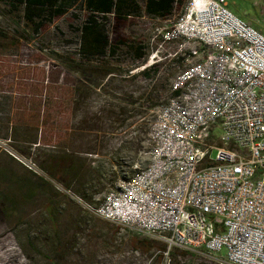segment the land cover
<instances>
[{
    "label": "rangeland",
    "instance_id": "1",
    "mask_svg": "<svg viewBox=\"0 0 264 264\" xmlns=\"http://www.w3.org/2000/svg\"><path fill=\"white\" fill-rule=\"evenodd\" d=\"M131 1L135 11L94 15L113 52L115 47L113 55L106 51L102 57L81 53L80 28L93 15L84 0L44 22L37 33L23 7L13 11L0 3V264L166 263L162 245L144 251L135 241L145 238L83 208L146 170L149 125L183 70L181 59L173 58L181 44L164 46L152 62L149 57L159 49L156 32L177 20L189 0H175L167 19L149 17L147 0ZM225 2L264 35V0ZM133 43L142 48L141 60L128 49ZM80 62L99 67L100 75L86 70L81 80L70 69ZM145 69L151 71L140 75ZM47 155L81 167L85 180L99 178L100 190L84 198L75 179L69 187L52 179L38 165ZM168 262L213 264L201 254L177 250Z\"/></svg>",
    "mask_w": 264,
    "mask_h": 264
},
{
    "label": "built area",
    "instance_id": "2",
    "mask_svg": "<svg viewBox=\"0 0 264 264\" xmlns=\"http://www.w3.org/2000/svg\"><path fill=\"white\" fill-rule=\"evenodd\" d=\"M154 39L149 61L181 44L183 70L149 125L146 170L83 208L162 245L165 264L174 250L264 264V35L225 0H189Z\"/></svg>",
    "mask_w": 264,
    "mask_h": 264
},
{
    "label": "trees",
    "instance_id": "3",
    "mask_svg": "<svg viewBox=\"0 0 264 264\" xmlns=\"http://www.w3.org/2000/svg\"><path fill=\"white\" fill-rule=\"evenodd\" d=\"M77 0H0L1 4L8 6L11 10L15 11L23 7L25 12V19L33 27L34 32H38L42 27L44 22H49L53 17L59 16L67 8L71 7ZM176 3L175 0H147L145 5V12L151 18L156 19H167L171 17L173 12V5ZM83 5L85 8L93 15H91L86 21L81 25V53L91 56L102 57L109 51L108 54H114L113 47L109 45L107 38L104 36L101 27L96 24L94 15L107 16L111 14H119L122 11H135L137 9L136 5L131 0H84ZM36 20V21H34ZM107 47L109 49H107ZM132 51L138 60H141L144 56L140 52L142 49L140 46L134 43L128 47ZM83 61L85 59H82ZM82 62V61H81ZM72 64L71 71L75 74L82 76L81 80H86L85 78L86 70L92 73V75L99 76L97 68H92L83 65L82 63ZM154 68V67H153ZM150 69H145L140 72V75L147 76ZM107 73V72H106ZM105 73V74H106ZM108 75L112 74L110 71ZM77 102V100H75ZM36 138L33 139L29 144H35ZM64 158L55 155H47L45 161L40 162L39 167L47 173L52 179H58L61 183L70 186L69 182L74 181L77 186L81 187L76 192L79 195L86 197V192L90 193V196L96 194L99 189V178H90L85 180V174L82 172L81 167L76 166L74 163H63ZM83 169V167H82ZM68 171V173L66 172ZM67 176V180L64 179V175ZM91 175H89L90 177ZM136 181V180H135ZM69 183V184H68ZM136 245L142 248L144 251H149L157 243L142 239L141 241H135ZM164 251L163 249H160Z\"/></svg>",
    "mask_w": 264,
    "mask_h": 264
},
{
    "label": "bare ground",
    "instance_id": "4",
    "mask_svg": "<svg viewBox=\"0 0 264 264\" xmlns=\"http://www.w3.org/2000/svg\"><path fill=\"white\" fill-rule=\"evenodd\" d=\"M178 198H185V191H178Z\"/></svg>",
    "mask_w": 264,
    "mask_h": 264
},
{
    "label": "crops",
    "instance_id": "5",
    "mask_svg": "<svg viewBox=\"0 0 264 264\" xmlns=\"http://www.w3.org/2000/svg\"><path fill=\"white\" fill-rule=\"evenodd\" d=\"M250 25V24H249ZM253 27V26H252ZM259 32V31H258Z\"/></svg>",
    "mask_w": 264,
    "mask_h": 264
}]
</instances>
